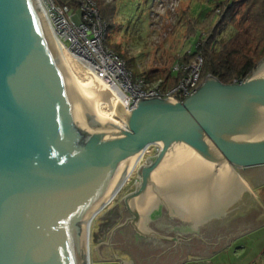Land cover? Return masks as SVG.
Segmentation results:
<instances>
[{
  "label": "water",
  "instance_id": "1",
  "mask_svg": "<svg viewBox=\"0 0 264 264\" xmlns=\"http://www.w3.org/2000/svg\"><path fill=\"white\" fill-rule=\"evenodd\" d=\"M94 102L61 58L38 0H0V264H91L89 220L152 145L161 150L139 170L125 200L132 218L118 230L131 224L141 237L179 243V231H198L244 191L251 210L232 239L264 225L238 172L264 168V60L242 83L208 76L184 102L146 98L131 112L119 103L124 127L90 120ZM161 203L170 215H150ZM164 216L179 223L172 237L155 227Z\"/></svg>",
  "mask_w": 264,
  "mask_h": 264
},
{
  "label": "rangeland",
  "instance_id": "2",
  "mask_svg": "<svg viewBox=\"0 0 264 264\" xmlns=\"http://www.w3.org/2000/svg\"><path fill=\"white\" fill-rule=\"evenodd\" d=\"M113 9V24L117 26L111 41L112 45H120L121 54L124 60L130 62L131 70L138 75H145L150 80L159 78V71H170L179 58L188 54L194 40L188 41L187 29L188 19L185 11L189 9L190 16L198 15L197 18L204 19L208 11L212 8L210 0H103ZM75 22L81 23L82 13L76 11ZM234 28L230 27L224 33V37H229L234 33ZM69 65L73 69L75 76L82 83L90 82V76H85L79 65L72 56H68ZM154 82V81H153ZM105 115L110 116V108L103 104L101 108ZM119 122L121 118L114 117ZM153 154L155 149L153 148ZM141 163L131 175L130 182L113 201L117 202L123 195L133 190L135 183L140 178L139 170ZM260 179H250L242 174L249 191L256 198L264 210V170ZM259 180V181H258ZM106 208L98 215L92 223L90 233V260L91 264H112L105 260L97 251L95 238L100 232L101 220ZM190 261V260H189ZM187 264H264V225L253 230L247 236L241 238L229 251L201 261H190Z\"/></svg>",
  "mask_w": 264,
  "mask_h": 264
},
{
  "label": "trees",
  "instance_id": "3",
  "mask_svg": "<svg viewBox=\"0 0 264 264\" xmlns=\"http://www.w3.org/2000/svg\"><path fill=\"white\" fill-rule=\"evenodd\" d=\"M212 8L204 19L190 16L188 19L187 39L194 40L191 51L179 58L170 71H159V78L174 88L188 75L190 67L202 59L199 83L203 84L208 76L217 78L224 84H234L249 78L264 60V0H210ZM60 4L78 7L77 0H58ZM100 16L107 29L106 45L125 59L120 45H112L117 26L113 24V9L103 0H95ZM235 31L224 37L228 28ZM129 69L130 62L127 63ZM180 70H176V67ZM183 68V70H181ZM187 71H185V70ZM146 75V74H145Z\"/></svg>",
  "mask_w": 264,
  "mask_h": 264
},
{
  "label": "built area",
  "instance_id": "4",
  "mask_svg": "<svg viewBox=\"0 0 264 264\" xmlns=\"http://www.w3.org/2000/svg\"><path fill=\"white\" fill-rule=\"evenodd\" d=\"M40 1L52 31L63 45L64 51L72 56L85 76L86 71L118 92L126 104L127 112L136 109L141 99L173 98L184 102L201 89L203 85L199 83L201 58H198L197 62L190 67L188 75L182 78L178 86L174 88H170L161 78L153 82L146 75H138L129 69L127 62L106 45L108 27L100 16L95 0H77L76 8L60 4L58 0ZM76 11L82 13L80 24L75 22ZM176 70L180 68L177 66ZM242 82L235 81L234 84ZM153 148L155 154H153ZM160 150L157 145L149 146L137 168L141 163L145 165L151 163Z\"/></svg>",
  "mask_w": 264,
  "mask_h": 264
},
{
  "label": "flooded vegetation",
  "instance_id": "5",
  "mask_svg": "<svg viewBox=\"0 0 264 264\" xmlns=\"http://www.w3.org/2000/svg\"><path fill=\"white\" fill-rule=\"evenodd\" d=\"M238 172L241 176L242 174H249L255 180L262 176L261 169ZM135 184L132 191L123 195L116 203L113 202L112 206L104 212L103 215L106 217L101 220L100 232L95 238L96 246L97 248L100 247L102 256L112 264H184L187 256H195L201 259L207 256L211 257L218 252V249L230 247L231 241L229 242V240L234 237L230 232L237 229V226L240 227V223H238L241 220L240 215H245L246 211L250 209L247 205L250 193L244 191L243 194L235 197L226 211L215 214L222 216L208 221L198 228V231H193L194 233L188 229L186 232L179 231L185 233L179 243L141 237L135 232L131 224L118 230L121 225H125L126 221L132 218L131 212L125 207V200L137 191L138 181ZM165 205V203H161L157 214L150 215H170ZM247 215H251V213ZM158 223L160 227L158 225L155 227H158L159 232L167 237L175 235L176 231L173 225H179V223H175L165 216ZM177 229L182 230L184 228ZM216 237L218 238L214 243L213 239Z\"/></svg>",
  "mask_w": 264,
  "mask_h": 264
},
{
  "label": "bare ground",
  "instance_id": "6",
  "mask_svg": "<svg viewBox=\"0 0 264 264\" xmlns=\"http://www.w3.org/2000/svg\"><path fill=\"white\" fill-rule=\"evenodd\" d=\"M47 20H48V17L46 15V12L45 10L43 9L42 5H41V1L38 0ZM49 23V21H48ZM50 25V24H49ZM51 27V26H50ZM52 30V28H51ZM53 35H54V38L56 40V43L58 44L59 46V52H60V56L61 58L63 59L64 63L66 64L69 72L71 73L72 77L74 78L75 82L77 83L78 87L80 88L81 92L83 93L84 97L91 100V101H95L94 102V105L96 107V115L94 114H91V113H88L87 112V116L90 120L92 121H95L96 119H106V120H110V121H113L115 122L116 124L120 125L121 127H124V123H123V119L121 117H119L117 115V112H116V109H117V106L119 103H121L125 110H127L126 108V104L124 103L123 101V98L118 94V92H115L113 89H111L105 82L97 79L94 75L92 74H88L86 71H85V74L87 76H90L91 80L90 82L88 83H82L78 80V78L75 76L74 72L72 71L73 69L70 67L69 65V61H68V58L66 57V53L64 51V47L63 45L59 42V40L57 39V37L55 36L54 32L52 31ZM68 55V54H67ZM70 56V55H68ZM80 67V66H79ZM81 69V68H80ZM103 96H107L109 97L111 100H112V104H113V109L110 110L112 112V114L110 116L108 115H105L101 108H102V105L103 104H106L109 108H110V104L109 103H106L103 99H101V97ZM97 98V99H96ZM118 117V118H121L122 122H119L117 119H114V117ZM160 145V144H159ZM157 145V146H159ZM160 147V146H159ZM161 149V147H160ZM146 151V150H145ZM145 153V152H144ZM143 153V155H144ZM143 155L141 156V158L138 160V162L136 163V165L133 167V169L131 170V172L129 173L128 177L126 178V180L124 181V183L120 186V188L118 189V191L115 193V195L112 197L111 200H115L116 199V195L117 193L119 192V190L125 186V184L130 180L131 178V175L133 174V172L135 171V169L137 168L140 160L142 159ZM123 189V188H122ZM250 190V189H249ZM110 200V201H111ZM109 201V202H110ZM93 217V216H92ZM91 217V218H92ZM92 223L93 221L91 222V219L89 220V223H88V228H87V234L90 235L91 233V226H92ZM89 231V232H88ZM91 262V260H90Z\"/></svg>",
  "mask_w": 264,
  "mask_h": 264
},
{
  "label": "crops",
  "instance_id": "7",
  "mask_svg": "<svg viewBox=\"0 0 264 264\" xmlns=\"http://www.w3.org/2000/svg\"><path fill=\"white\" fill-rule=\"evenodd\" d=\"M258 169H261V171H262V169L263 168H258ZM258 169H254V170H258ZM264 170V169H263ZM244 176H248V178L250 179V176L251 175H249V174H245ZM244 176H243V178H244ZM261 177H263V172H262V176H260L259 177V179L261 178ZM244 181H245V179H243ZM259 181V180H258ZM246 182V181H245ZM252 232V231H251ZM251 232H249V233H247V234H245V235H242V236H240V237H238V238H236V239H230V241H231V245H230V247H228V246H226V248H224V249H222L221 251H219L218 253H216L215 255H213V256H211L210 257V259L211 258H213V257H215V256H217V255H219V254H221L222 252H225V251H229V249L230 248H232L241 238H243V237H245V236H247L248 234H250ZM204 259H206V258H198V257H195V256H191V257H189V259L184 263V264H187V263H189L190 261H201V260H204ZM190 260V261H189Z\"/></svg>",
  "mask_w": 264,
  "mask_h": 264
}]
</instances>
